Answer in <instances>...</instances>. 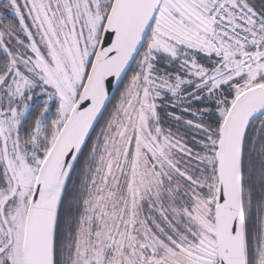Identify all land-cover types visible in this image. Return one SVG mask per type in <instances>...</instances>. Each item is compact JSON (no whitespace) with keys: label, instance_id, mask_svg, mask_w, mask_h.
<instances>
[{"label":"snow or ice","instance_id":"obj_1","mask_svg":"<svg viewBox=\"0 0 264 264\" xmlns=\"http://www.w3.org/2000/svg\"><path fill=\"white\" fill-rule=\"evenodd\" d=\"M0 264H264V0H0Z\"/></svg>","mask_w":264,"mask_h":264}]
</instances>
